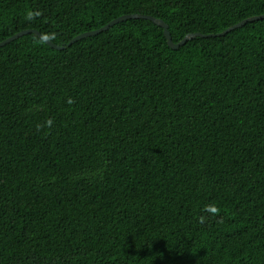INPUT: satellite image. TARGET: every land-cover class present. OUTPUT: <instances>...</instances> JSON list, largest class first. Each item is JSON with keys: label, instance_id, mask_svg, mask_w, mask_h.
Instances as JSON below:
<instances>
[{"label": "trees", "instance_id": "obj_1", "mask_svg": "<svg viewBox=\"0 0 264 264\" xmlns=\"http://www.w3.org/2000/svg\"><path fill=\"white\" fill-rule=\"evenodd\" d=\"M131 13L177 43L264 0H0V41ZM0 264H264V19L1 46Z\"/></svg>", "mask_w": 264, "mask_h": 264}, {"label": "water", "instance_id": "obj_2", "mask_svg": "<svg viewBox=\"0 0 264 264\" xmlns=\"http://www.w3.org/2000/svg\"><path fill=\"white\" fill-rule=\"evenodd\" d=\"M130 18H146V19H149L153 22H155L156 24H158L159 26L163 27L164 29V34L167 38V42L169 44V46L172 48V49H178L181 45H184L188 40L190 39H193V38H196L198 36H201V37H210V36H223V35H226L228 32L236 29V28H239L241 26H244L246 23L248 22H252V21H255V20H260V19H264V14H259V15H253V16H250L246 19H243L241 20L240 22L228 27L227 29H225L224 31L222 32H218V33H208V34H204V33H201V32H194V33H189L187 34L182 40H180L179 42H174L172 40V36H171V33H170V30H169V26L168 24L161 18H157V17H154L152 15H148V14H141V13H131V14H124V15H121V16H118L117 18L111 20L110 22H108L106 25L98 28V29H95V30H89V31H86V32H82L78 35H76L75 37H73L69 42L68 44H65V45H60V44H56L55 42H53L52 40H50L49 38H47L46 36H44L39 30L37 29H24V30H21L15 34H13L12 36L0 41V47L13 41L14 39L24 35V34H27V33H35L37 34L38 36H40L49 46L57 49V50H62V49H65L67 48L68 46H70L71 44H73L74 42L82 39V38H85V37H88V36H91V35H95V34H98L104 30H107L109 29L111 26H113L114 24L118 23V22H121V21H124V20H127V19H130Z\"/></svg>", "mask_w": 264, "mask_h": 264}, {"label": "clouds", "instance_id": "obj_3", "mask_svg": "<svg viewBox=\"0 0 264 264\" xmlns=\"http://www.w3.org/2000/svg\"><path fill=\"white\" fill-rule=\"evenodd\" d=\"M206 210L209 211L210 213H213V214H215L219 211V209L217 207H215L214 205L206 206Z\"/></svg>", "mask_w": 264, "mask_h": 264}]
</instances>
